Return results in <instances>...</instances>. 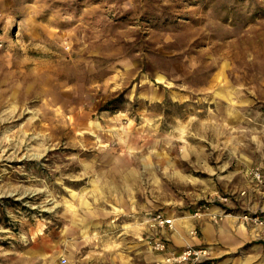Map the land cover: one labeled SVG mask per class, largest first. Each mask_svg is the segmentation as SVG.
<instances>
[{"label":"rangeland","instance_id":"1","mask_svg":"<svg viewBox=\"0 0 264 264\" xmlns=\"http://www.w3.org/2000/svg\"><path fill=\"white\" fill-rule=\"evenodd\" d=\"M253 167L264 0H0V264H40L70 222L102 237L150 212H243ZM234 260L264 264V242Z\"/></svg>","mask_w":264,"mask_h":264},{"label":"crops","instance_id":"2","mask_svg":"<svg viewBox=\"0 0 264 264\" xmlns=\"http://www.w3.org/2000/svg\"><path fill=\"white\" fill-rule=\"evenodd\" d=\"M252 170H259L264 181V174L259 168L253 167L249 175L246 174L249 183L242 188V194H235L240 203H233L242 206L243 212L232 210L233 215H225L222 204L199 208L184 215L162 212L172 219L171 225L163 226L150 222L151 216L156 213L150 212L136 215L134 221L111 222L102 229L119 233L102 237L95 232L101 230L97 224L70 222L64 231L81 234L63 232L51 239L50 245L46 240L40 249V264H192L164 261L168 256L180 254L187 246L208 248L211 256L208 264H237L234 258L241 245L253 240L264 242V227L253 226L241 218L245 212L258 213L264 218L262 185L255 180ZM216 195L219 199L223 194ZM87 231H93L95 235L83 240L82 232ZM159 243H163L165 248H157Z\"/></svg>","mask_w":264,"mask_h":264},{"label":"built area","instance_id":"3","mask_svg":"<svg viewBox=\"0 0 264 264\" xmlns=\"http://www.w3.org/2000/svg\"><path fill=\"white\" fill-rule=\"evenodd\" d=\"M251 174L259 184L264 185L262 174L259 170H252ZM241 218L253 226L264 227V218L258 213L245 212L241 215ZM150 222L159 226L171 225L172 219L166 217L162 212H156L151 216ZM157 248L164 249L165 245L163 243H159L157 244ZM210 259L211 256L208 248L187 246L180 254L168 256L164 259V261L166 263L190 262L192 264H208Z\"/></svg>","mask_w":264,"mask_h":264},{"label":"bare ground","instance_id":"4","mask_svg":"<svg viewBox=\"0 0 264 264\" xmlns=\"http://www.w3.org/2000/svg\"><path fill=\"white\" fill-rule=\"evenodd\" d=\"M13 55V54H12ZM32 78H34V79H36V80H39L38 81V85H40V91H42V85H41V83H42V81L40 80V74H34L33 76H32ZM159 79H163V76H159ZM55 120L56 121H58L59 123H62V124H64V122H65V120L63 121V119L61 118V116H57L56 115V118H55ZM60 121H63V122H60ZM66 124H67V126H68V128H69V132L71 133V134H74L75 135V127L76 126H74L75 125V123H74V121H72V120H69V119H67V121H66ZM100 126V125H99ZM98 126V127H99ZM60 127H63V125H58L57 124V128H59L60 129ZM102 127V126H101ZM101 127H99V128H101ZM131 129V128H130ZM81 133H82V138L83 139H88V137L91 135V133H94V130H92L91 128H89V129H86V130H81L80 131ZM190 228V227H189Z\"/></svg>","mask_w":264,"mask_h":264}]
</instances>
